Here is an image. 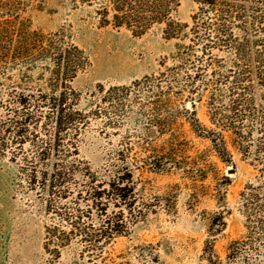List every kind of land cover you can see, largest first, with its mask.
Instances as JSON below:
<instances>
[{"label":"rangeland","instance_id":"1","mask_svg":"<svg viewBox=\"0 0 264 264\" xmlns=\"http://www.w3.org/2000/svg\"><path fill=\"white\" fill-rule=\"evenodd\" d=\"M197 9L194 0H183L177 18L192 25ZM24 18L31 20L32 29L58 38L61 48L78 46L89 58V66L69 83L78 93L77 108L87 117L78 143L80 159L86 164L85 180L96 176L114 183L131 176L125 181L134 189L128 196V203L133 199L134 205L116 206L111 200L109 207L92 209V231L102 227L103 209L108 208L109 217L123 220L122 232L103 252L75 239L56 258L44 247L46 226L51 223L45 196L30 189L17 164L0 160L3 264L4 254L6 264H210L212 252L218 257L213 258L215 264H243L229 259L231 243L247 235L240 193L248 183L258 184L261 174L256 163L232 144L230 134L226 137L233 164L223 162L210 141L192 130L195 119L214 128L209 93L192 103L185 101L186 96L179 99L141 91L131 96L134 101L124 107L133 108L126 111L114 109L122 107L117 97L114 103L109 99L113 88L130 87L145 76L158 77L165 70V58L167 65L173 64L179 40L166 39L160 28L135 37L125 29L100 27L94 12L75 6L73 0H0V27L18 28ZM12 48L11 56H0V116L6 114L2 107H21L17 103L24 89L34 96L43 89L55 96L57 107L62 67L57 78L51 79L48 65L38 54L15 61ZM113 58L126 66L109 69ZM154 99L164 103L160 111L152 109ZM101 107H107L106 115L98 114ZM56 114L57 110L54 129ZM162 127L171 132L162 133ZM53 160L51 152L49 168ZM250 242L264 252L261 243ZM248 252L254 253L252 248Z\"/></svg>","mask_w":264,"mask_h":264},{"label":"trees","instance_id":"2","mask_svg":"<svg viewBox=\"0 0 264 264\" xmlns=\"http://www.w3.org/2000/svg\"><path fill=\"white\" fill-rule=\"evenodd\" d=\"M182 1L73 0V3L90 8L100 27L125 29L135 37L160 28L166 39L179 40L171 57L173 64L167 65L165 58L162 61L165 70L158 77L145 76L130 87L113 88L109 99L114 103L117 97L122 107L114 109L126 111L133 108L124 107L134 101L131 96L137 97L142 92L174 95L179 99L186 96L185 101L192 103L202 101L209 93L207 105L214 128L195 119L192 130L210 141L223 162L233 164L226 137L230 134L232 144L256 163L261 174L258 184L248 183L240 193L247 235L231 243L229 259L243 264L250 261L264 264V252L250 242L254 239L264 247V0H194L198 9L192 16V25L177 18ZM1 36L6 39L0 42L6 44L0 45V56H11V46L15 61H26L38 54L41 62L48 65L46 70L51 79L57 78L62 67V90L57 107L55 96L43 89L38 90V96L27 95L24 89L23 98L17 103L21 107H2L6 114L0 116V160L17 164L30 189L45 196L46 211L51 216L44 243L48 253L60 257L61 250L75 239L84 241L86 248L102 251L122 232L119 227L122 228L123 220L109 217L108 208L103 209L102 227L92 231V209L109 207L111 200L116 206L132 207L133 199L128 203V196L134 189L126 182L131 176L114 183L99 181L96 176L85 180L86 164L80 159L78 143L87 117L77 108L78 93L69 83L89 66V58L78 46L63 49L55 36L32 29L29 18L21 20L18 28L1 26ZM150 104L160 111L164 103L154 99ZM192 112L197 115L195 110ZM107 113V107H101L98 114ZM161 132L169 133L171 129L162 127ZM51 152L54 160L49 168ZM249 248L254 253H249ZM214 257L218 259L212 252L210 264H215Z\"/></svg>","mask_w":264,"mask_h":264},{"label":"bare ground","instance_id":"3","mask_svg":"<svg viewBox=\"0 0 264 264\" xmlns=\"http://www.w3.org/2000/svg\"><path fill=\"white\" fill-rule=\"evenodd\" d=\"M112 60H113V62H110L108 64L109 69L113 68V66L115 69L124 68L126 66L125 64L120 63V61H118L116 58H113Z\"/></svg>","mask_w":264,"mask_h":264},{"label":"crops","instance_id":"4","mask_svg":"<svg viewBox=\"0 0 264 264\" xmlns=\"http://www.w3.org/2000/svg\"><path fill=\"white\" fill-rule=\"evenodd\" d=\"M4 264H6V258H5V254H4ZM0 264H3V252L2 250L0 249Z\"/></svg>","mask_w":264,"mask_h":264}]
</instances>
